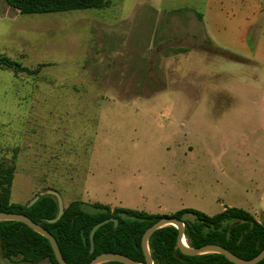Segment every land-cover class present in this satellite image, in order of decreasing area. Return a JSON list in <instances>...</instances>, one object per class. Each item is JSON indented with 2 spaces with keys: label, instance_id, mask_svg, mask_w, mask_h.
Listing matches in <instances>:
<instances>
[{
  "label": "rangeland",
  "instance_id": "obj_1",
  "mask_svg": "<svg viewBox=\"0 0 264 264\" xmlns=\"http://www.w3.org/2000/svg\"><path fill=\"white\" fill-rule=\"evenodd\" d=\"M16 10L0 4V49L33 48L15 59L29 68L56 62L38 74L0 65V168H13L12 202L52 189L65 206L166 215L264 205L252 195L264 182V0H109L10 19ZM106 38L112 58L139 66L132 93L100 83L109 60L87 48ZM116 72L107 84L120 89L128 75Z\"/></svg>",
  "mask_w": 264,
  "mask_h": 264
},
{
  "label": "trees",
  "instance_id": "obj_2",
  "mask_svg": "<svg viewBox=\"0 0 264 264\" xmlns=\"http://www.w3.org/2000/svg\"><path fill=\"white\" fill-rule=\"evenodd\" d=\"M24 14L62 12L80 9H102L109 0H6ZM0 65L17 72L38 74L44 64L29 68L7 56H0ZM13 168H0V211L23 213L48 229L56 238L64 259L71 264L89 263L103 252H116L145 263L142 249L144 232L164 216L177 217L185 223V236L192 247L216 243L226 247L242 259H251L264 249V217L256 218L250 211L236 206L208 215L194 208H182L172 215L151 213L123 206L72 200L57 222H49L59 211L54 195L40 196L32 205L12 202ZM191 214L193 218H187ZM111 220L94 235L95 248L91 252L90 232L99 222ZM179 230L173 225L156 230L149 246L154 264H235L219 253L186 255L177 247ZM12 263L36 264L48 261L60 264L50 241L28 225L19 221H0V259ZM102 264H124L110 261ZM257 264H264V258Z\"/></svg>",
  "mask_w": 264,
  "mask_h": 264
},
{
  "label": "water",
  "instance_id": "obj_3",
  "mask_svg": "<svg viewBox=\"0 0 264 264\" xmlns=\"http://www.w3.org/2000/svg\"><path fill=\"white\" fill-rule=\"evenodd\" d=\"M46 194L54 195L58 201L59 211H58L57 216L53 219H47L49 222L54 223V222H57L62 217L65 211V205H64L63 199L57 191L52 190V189L44 190L40 192L29 203V205L34 204L39 199L40 196H43ZM111 220H114L116 225L118 224V221L112 218V219H107L105 221L99 222L92 228L90 232V240H91V250L90 251L91 252H93L95 248L94 235L96 231L101 226H103L105 223ZM0 221H19V222H22L28 225L34 231L45 236L50 241L53 251L55 253V256L60 264H71L64 259L55 236L48 229H46L40 223H37L36 221H34L28 215L23 214V213L0 211ZM167 225H173L176 228H178L179 234H178V240H177V247L186 255H201V254H206V253H219V254L224 255L229 261L235 264H257L264 258V249L258 255H256L255 257L251 259H242L236 256L235 254H233L226 247L220 244H216V243H207L199 247H192L188 244L185 233H184L185 231L184 221L177 217L164 216L158 221H156L154 224H152L150 227H148L147 230L143 234L141 243H142V249H143L144 255L146 257L145 263L138 262L121 253L103 252L97 255L89 263H85V264H102V263L110 262V261H118L124 264H154V260H153V257L150 251L149 240H150L151 235L156 230L164 226H167Z\"/></svg>",
  "mask_w": 264,
  "mask_h": 264
},
{
  "label": "crops",
  "instance_id": "obj_4",
  "mask_svg": "<svg viewBox=\"0 0 264 264\" xmlns=\"http://www.w3.org/2000/svg\"><path fill=\"white\" fill-rule=\"evenodd\" d=\"M5 2H7V1L6 0H0V4H2L3 7L5 6ZM7 4L9 6H11L8 2H7ZM49 13H51V12H49ZM22 14H24V13H21L17 9L16 12L14 13L13 17L12 18L10 17V19H13V20L19 19L20 18L19 16H22ZM33 14H47V13H33ZM6 17L7 16H4V18H6ZM46 20H49V19H43V20L38 19L36 21H46ZM97 27H98V25H97ZM99 35L100 34H98L97 36H99ZM99 45L100 46H98V50L95 51L94 49H91L89 47V48H87V52L90 55V57H92L93 59H94L95 56H97V57L99 56V58L103 57V58L109 60V61H107V65L101 66V69H103V71L101 70V81H100V83L106 84V87L104 86L105 87L104 88L105 91L108 92V91L112 90V91H115V93H117L120 96L122 94L125 95V94L132 93L134 91V87H131V85L133 86L135 84V81L136 80L138 81V79H139V75H140L139 74L140 73L139 66H135V64H133V63L131 64V61H129V60L127 62H124L116 54L112 58V53L114 51V47H112L110 39L106 38L105 41L101 42ZM120 50L123 51V49H120ZM32 51H34L33 48H29V49L28 48L27 49L26 48L14 49V48L9 47V46H4V47H2L0 49V53H2V55H4V54L8 55L7 57H10L11 59H14V60L19 58V57H27L30 53H32ZM52 51H54V50H52ZM44 52H47V51H44ZM129 52H131V50H129ZM112 59H114L113 64L111 62ZM55 62H56L55 60H52V59L49 58V59L45 60L44 62H42L40 64H44V65L46 64L45 67H48V66L54 65ZM116 62H119V63H116ZM92 63L90 65H88V67H89V69L91 71V72H88V80L86 81L88 84L94 83L93 78H95V76H96L95 73L92 72L93 71L92 69H94V66H97V65L96 64L93 65ZM116 70H119L120 72L126 70L127 71L126 74L128 75V77H120L122 79V86H121L120 89L110 88V85L107 84L108 82L109 83L112 82V79H113L114 76H117L116 74H117L118 71L116 72ZM126 85H128L130 87L127 88ZM254 194L257 195V196L258 195L259 196H264V182L262 184H260V185L256 184V186L253 187L252 195H254ZM256 206L257 205H255V206L252 205V206H250L251 208L246 209V210H248L251 213H253L256 218H258L259 216L260 217H264V205L262 204L261 206H257V208H255ZM226 207H230V206H224L223 210ZM16 264H27V263H16ZM36 264H46V261L39 262V263H36Z\"/></svg>",
  "mask_w": 264,
  "mask_h": 264
}]
</instances>
